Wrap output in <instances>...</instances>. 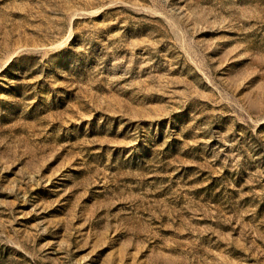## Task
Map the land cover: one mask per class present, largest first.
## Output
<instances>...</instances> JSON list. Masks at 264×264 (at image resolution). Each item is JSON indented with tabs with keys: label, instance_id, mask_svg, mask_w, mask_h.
<instances>
[{
	"label": "rangeland",
	"instance_id": "rangeland-1",
	"mask_svg": "<svg viewBox=\"0 0 264 264\" xmlns=\"http://www.w3.org/2000/svg\"><path fill=\"white\" fill-rule=\"evenodd\" d=\"M0 264H264V0H0Z\"/></svg>",
	"mask_w": 264,
	"mask_h": 264
}]
</instances>
